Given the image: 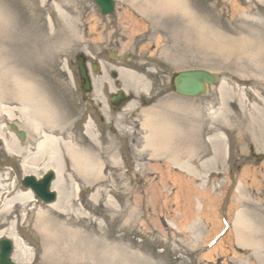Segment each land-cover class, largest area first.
I'll return each instance as SVG.
<instances>
[{"label": "rangeland", "instance_id": "obj_1", "mask_svg": "<svg viewBox=\"0 0 264 264\" xmlns=\"http://www.w3.org/2000/svg\"><path fill=\"white\" fill-rule=\"evenodd\" d=\"M183 1L190 14L187 21L172 10L147 13V0H116L115 12L108 16L100 13L93 0H0V82L6 75L13 76L39 105L60 109L64 102L71 108L78 104L81 99L73 88L78 81L74 61L86 50L104 56L108 49H116L120 55H130V67L144 75L154 73L157 84L164 83L157 86L152 98L142 91L134 94V102L141 100L149 109L145 108L144 115L145 109L130 114L142 120L132 139L119 133L116 140L106 139L99 147L89 139L71 138L80 148L88 147L97 154L101 148L107 151L100 160L102 172L98 170L91 180L81 178L70 160L64 162L57 192L61 203L67 205L66 212L52 213L60 214L62 220L72 219V227L98 238L96 247L91 248L87 240L82 245L88 255L97 253L106 260L75 264H114L117 249L125 241L130 247L124 256L127 264H264V122L259 120L263 115L264 121V61L257 71L246 58L248 64L235 54L216 52L214 47L208 57L197 43L189 44L193 29L200 25L216 30L224 42L239 45L247 40L251 50L263 57L264 0ZM184 34L188 45L181 40ZM87 53L93 61L95 56ZM200 67L219 72V85L197 98L171 93L172 74ZM122 82L128 93L144 88ZM171 96L184 106L170 104ZM1 99L0 161L11 168V174L7 173L14 187L11 193L25 194L21 185L24 167L4 146V138L14 139L8 122H17L22 99L15 94ZM3 107L10 109L12 119ZM219 109L223 116L217 114ZM188 118L192 125L186 130ZM169 119L182 124L183 132L171 130L180 135L177 145H184L187 139L193 147L179 146L176 161L171 159L173 154L168 160L155 159L146 146L148 127L155 134L158 127L171 124ZM24 125L33 136L29 123ZM202 132L227 135L230 163L224 159V150L215 153L211 143L204 142ZM260 155L261 161L257 159ZM20 204L6 219L0 215V231L16 222L13 227L28 259L23 261L14 251V261L52 264L34 221L37 214L56 209L36 199L26 207ZM246 209L253 214L263 210L254 219L263 226L260 242L250 246L239 242L235 229L237 214ZM224 219L229 226L226 234L210 245L224 228ZM3 237L6 235H0Z\"/></svg>", "mask_w": 264, "mask_h": 264}, {"label": "bare ground", "instance_id": "obj_2", "mask_svg": "<svg viewBox=\"0 0 264 264\" xmlns=\"http://www.w3.org/2000/svg\"><path fill=\"white\" fill-rule=\"evenodd\" d=\"M147 1L150 5L146 7L147 13L156 12V10L158 12L172 10L174 12L181 13V16L184 17L186 21L187 18H190V14L186 9L187 7L185 6V2L183 0ZM61 15L65 19L64 14ZM73 29V34L76 35L77 30L74 27ZM187 36V34L181 35V40L185 42L184 45H188ZM191 37L192 41L189 42V44L197 43L200 52L204 56L209 57V55H207V52L210 51V47H214V50L216 52H221L228 55H237L238 57L242 58L240 62L247 63L246 59H248L250 62L249 64L252 65V69L261 71L264 63H262V61H264V55L262 57L261 53L256 54L254 51H252V46L247 40H241L239 45H234L231 42H227L228 40L226 39V42H224L220 39V35L218 32H216V30L208 31L206 28L201 27L200 25L195 26ZM250 43L252 42L250 41ZM119 71L121 72V77L125 82L127 81L129 84L133 83L138 87L143 86L144 80L141 76L135 75L123 68H120ZM1 73L2 72H0V74ZM9 78L6 75V80L3 79L0 82V99L4 95L14 94L18 96V98H21L22 100L20 101L22 102V107L20 108V116L25 121H27L32 128L36 129V131H39L35 153L32 154V157L22 160V166H24V170L28 173L34 171L36 172V161L44 158L45 162L42 168L44 170L52 168L56 171L57 180L53 184V187L57 191H59L58 188H60L62 180L65 155L67 154L69 160L72 163V166L76 169V173L81 178L85 180H91L93 177H97V171L99 170L100 173L102 172V163L100 164V160L103 158V153L107 151L102 149V151L104 152L99 151V154H97L93 152V149L80 148L72 141L66 139L64 140L61 137L55 136L54 134H40L43 133L42 129L44 126L53 128V125L55 123L53 118V110H50V107L47 103L44 106L41 104L39 105L38 102L34 100L30 94L26 93L27 91L24 89V87L13 76ZM94 82L95 86L103 84L97 78H95ZM176 106L179 107L178 104H176ZM3 109L6 111L9 119H12V113L10 112V109H6V107H3ZM189 111L191 110L189 109ZM217 114L219 116L222 115L221 109L217 111ZM260 116L261 115H259V120H261V124H263V115L261 117ZM53 130L54 129H52V131ZM167 131L170 130H166L165 127H161L160 129L158 127L155 134L150 133L147 136L149 143L148 146H150L151 155L154 156V158L159 159L162 156L163 160H168V155H165L168 153L170 155L173 154V157L171 159L172 161H176V159L174 158V153L171 150H168L170 144L175 143V138L171 137L170 135H166ZM88 134L92 143L98 142L97 136L94 135L91 130H88ZM220 135L216 136V134H212L206 138L204 135H201V137L205 140V142H210L212 148H214L213 150L215 151V153H218V151H223L225 149V143H223L222 141L223 137ZM0 137H3V134L1 132ZM4 142V146L9 153L14 154L19 150L22 151L15 138H4ZM190 146L191 145L189 144V148H192ZM212 160L214 161L215 159ZM179 165L183 166L182 163H180ZM194 169L197 170L198 168ZM195 170H193V172H195ZM5 176L6 175H4V177ZM199 176L200 174L197 171L195 173V177L198 178ZM9 187L11 186L8 185V182L0 175V204H2L0 206V215H2L5 219L9 215H11L12 212H14L13 208H16L18 203H21L20 206L22 205L26 207L28 205V202L30 203L34 200V197L30 191H27V193L25 194L18 192L11 193V191L7 193L6 190ZM259 204H261V202H259ZM66 206L67 205H64V203H61V200L58 199L51 205V207L55 208L56 210L43 211L36 215L34 225L43 237L44 244L46 245L48 251L47 259L50 260L52 264H75L76 262H80L79 260L88 261L91 259H97L100 261L105 260L101 255L97 253L94 254L95 257L88 255L87 248L82 245L83 241L87 240L92 245L91 248H93V246L96 247L97 245H95V242H98V238H93L88 234L82 233L80 229L72 227L73 225H75V221H73L72 219L62 220L59 216L60 214L54 215L52 213L54 211L66 212ZM262 211H258V214H253L246 209L241 210V213L239 212L237 214L235 229L239 242H241L242 244H247V246L258 244L260 242V230L263 226L260 222L257 223L254 219H256V217ZM0 224H3V221H1ZM15 224L16 222H14L13 224H9V227L0 231V235L4 234L12 239L15 244V252L17 253V256H20L23 261H27L28 259L25 256V250L22 241L17 238L15 229L12 226ZM108 246L114 247V245ZM117 250L118 252L114 257V264H127V262L125 261L126 258L124 256H126V253L130 251L128 241H125L121 246V249ZM119 250H121L120 253ZM91 262H95V260H92Z\"/></svg>", "mask_w": 264, "mask_h": 264}, {"label": "water", "instance_id": "obj_3", "mask_svg": "<svg viewBox=\"0 0 264 264\" xmlns=\"http://www.w3.org/2000/svg\"><path fill=\"white\" fill-rule=\"evenodd\" d=\"M104 13L113 11V2L111 0H96ZM80 73L85 78V69L81 58L78 60ZM218 76L215 73L209 72L207 70H187L179 73L174 82L176 91L180 94L187 96H198L207 91V84L216 83ZM87 82V81H86ZM86 88H89L88 86ZM11 128L17 130L14 124H11ZM24 137V132H21ZM52 177V173L49 174L45 180L36 181L33 177L26 179V185H32L34 190L39 196H41L46 201H52L55 199V194L48 190L49 181ZM12 245L10 240H2L0 242V264H14L9 259V254L11 252Z\"/></svg>", "mask_w": 264, "mask_h": 264}, {"label": "flooded vegetation", "instance_id": "obj_4", "mask_svg": "<svg viewBox=\"0 0 264 264\" xmlns=\"http://www.w3.org/2000/svg\"><path fill=\"white\" fill-rule=\"evenodd\" d=\"M107 63V62H106ZM107 64H110V63H107ZM111 75V73H109V76ZM91 107L93 108V110L96 112L97 115H99V118H100V121H101V124L104 122V119L101 115V111H102V107L103 105L98 102L96 104H92ZM105 107L110 110L111 112H114V116H113V119L110 121L111 125L108 126V128L112 129V125H114L115 121H116V115H118V112L119 110L117 109H114L112 106L110 107L108 104H107V101H106V104H105ZM128 109L127 106H124L121 110H126ZM133 121V117H131L130 115H127V116H124L123 119L120 121V123L122 125H126L128 126V123L132 122ZM85 125V124H83ZM104 126V124L102 125Z\"/></svg>", "mask_w": 264, "mask_h": 264}]
</instances>
